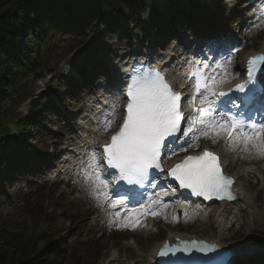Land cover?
<instances>
[{"label": "rangeland", "instance_id": "rangeland-1", "mask_svg": "<svg viewBox=\"0 0 264 264\" xmlns=\"http://www.w3.org/2000/svg\"><path fill=\"white\" fill-rule=\"evenodd\" d=\"M170 8L173 11L169 13ZM233 11V6L230 9L224 7L223 0H141L139 9L122 10L121 17L117 18L113 26L105 23L98 27L88 26L84 33L71 30L48 40L43 46L42 65L37 74L23 78L20 83L22 99L19 102H25L12 108L10 119L15 121L31 115L28 104L37 98L52 95L55 101L49 104L45 127L32 130L30 135L32 145L29 147L35 155L33 164L23 174L12 179L0 193V243L4 242L3 232L22 233L25 239L48 232V237L55 239V242L62 241L61 247L65 249L82 243L80 253L87 264H107L114 255L124 264H134L138 259L143 261L141 264H147L153 247L163 242L169 230L217 239L215 230H209L210 223H213L211 217L205 218L206 222L197 221L188 227H172L166 218L157 216V226L150 230L149 221L139 223L135 228L121 226L109 230L98 224L99 217L93 215L89 204L79 201L83 195L79 191L75 192V186H65L63 183L53 185L39 174L45 172L49 175V169L57 165L56 159L61 156L60 146L67 139L65 130L74 128L73 118L78 114V109L84 108V101L91 98L90 92L95 81L102 85L113 82L107 77L108 69L120 55L137 44L163 48L168 37L171 38L177 29L179 32L178 25L175 26L178 23L182 30L176 33L177 36H182L184 32L193 37L207 32L217 33L233 21L237 28L243 15ZM162 13L166 15L160 21L161 16L158 15ZM170 21H173L171 26ZM213 23L216 27H213ZM172 42L175 44V40ZM263 45V40L249 43L241 56L257 52ZM89 65L91 70L86 73L83 67ZM62 101L66 103L64 106L60 104ZM11 136L19 137L14 130ZM37 142L41 143V151L35 148ZM238 170L236 165L229 168L233 173ZM252 182L257 184L258 179H252ZM262 188L264 183H258L255 190H249L253 201L260 194L258 202H264ZM217 210L218 207L211 208V214ZM248 214L249 210L238 212L237 219L243 220ZM251 222L253 219L250 217ZM234 227L238 228L237 225ZM236 229L231 231L227 244L237 250L254 247L258 255L256 259L239 260L238 264H264V223H253V230L247 231L244 236L235 233ZM129 243H134L133 248L139 256L126 250ZM37 247H45L43 240L38 242Z\"/></svg>", "mask_w": 264, "mask_h": 264}, {"label": "trees", "instance_id": "trees-1", "mask_svg": "<svg viewBox=\"0 0 264 264\" xmlns=\"http://www.w3.org/2000/svg\"><path fill=\"white\" fill-rule=\"evenodd\" d=\"M130 4L131 0H0V184H5L9 173L21 169L30 155L25 142L17 141L11 148L3 137L17 82L36 71L42 46L53 35L115 19L120 8ZM45 105L44 99L32 104L36 119H20L15 127L26 134L35 121H41L38 109ZM3 234L0 264H82L78 248L64 251L44 234L28 239L22 233ZM41 239L45 247L38 249Z\"/></svg>", "mask_w": 264, "mask_h": 264}, {"label": "bare ground", "instance_id": "bare-ground-1", "mask_svg": "<svg viewBox=\"0 0 264 264\" xmlns=\"http://www.w3.org/2000/svg\"><path fill=\"white\" fill-rule=\"evenodd\" d=\"M259 52H264V46H262ZM250 54L254 53H248L246 57ZM168 58V56H167ZM241 72L242 68L237 67L233 72H231V75L228 76V79H233L236 74L235 72ZM225 81V80H224ZM226 82V81H225ZM115 86V85H113ZM111 86L110 88H112ZM109 88V89H110ZM106 89V90H109ZM116 116V115H115ZM222 139L219 140L220 142V149H218L221 153L229 152L230 149H232L233 144H229L227 147H224L222 144ZM240 148H243L245 152H240ZM235 153L237 156V162L235 164L237 167L239 166V171L234 175L236 178H238V184L236 185L237 193H238V199L233 204H222L220 205V209L218 212L214 215V223L212 225L213 229H215L219 239L225 237L227 233L231 229V224L236 219V213L237 211H243V210H249V214L245 216V218L242 221H236L238 222V230L237 234L239 236H244L247 231L253 230V223L262 224L264 223V202L259 203L258 200L261 198V195L258 194L256 196L255 201H252V198L250 196L249 190H254L256 188V185L254 183H250L251 179L258 178L259 182L263 183L264 180H262L261 176L264 177V133L258 138L256 142H252L250 147L245 146V144H239L235 148ZM252 157H255L252 159ZM227 165V161H225ZM96 164H92L91 168L95 167ZM98 174V172L96 173ZM90 176L93 177V173H89ZM98 176V175H97ZM52 178V177H51ZM241 181V183L239 182ZM245 181H247V185L245 187ZM102 189V187H98L97 190ZM96 195H98L96 193ZM183 211L187 214H190L192 211V208H187L185 205H182ZM211 208V207H210ZM210 208H204L205 212H207ZM206 214V213H205ZM204 214H199L200 220H203ZM169 220L172 225L176 224V217L174 214V210L170 212L169 214ZM253 219V222L249 223V218ZM212 227L210 226L209 230H212ZM178 235H172L171 233H168L166 236V239L174 241L175 237L173 236H179ZM159 248L158 246L154 247V250L152 254L149 256L147 260V264H155V251ZM113 261H117V259H113ZM142 263L141 261H137L136 264Z\"/></svg>", "mask_w": 264, "mask_h": 264}]
</instances>
